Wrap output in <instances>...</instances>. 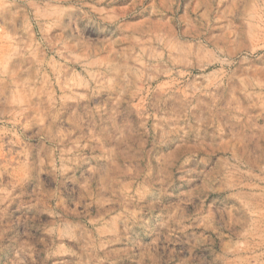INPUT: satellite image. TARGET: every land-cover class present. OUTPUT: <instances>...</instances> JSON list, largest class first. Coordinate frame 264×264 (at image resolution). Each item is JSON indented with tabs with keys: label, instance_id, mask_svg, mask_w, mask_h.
<instances>
[{
	"label": "clouds",
	"instance_id": "obj_1",
	"mask_svg": "<svg viewBox=\"0 0 264 264\" xmlns=\"http://www.w3.org/2000/svg\"><path fill=\"white\" fill-rule=\"evenodd\" d=\"M0 264H264V0H0Z\"/></svg>",
	"mask_w": 264,
	"mask_h": 264
},
{
	"label": "rangeland",
	"instance_id": "obj_2",
	"mask_svg": "<svg viewBox=\"0 0 264 264\" xmlns=\"http://www.w3.org/2000/svg\"><path fill=\"white\" fill-rule=\"evenodd\" d=\"M201 2H203V0H192V7L195 8V5L197 3H201ZM183 12H184V7H183V4H181V9H180L179 15H183ZM190 14L194 17L197 13L192 11V12H190Z\"/></svg>",
	"mask_w": 264,
	"mask_h": 264
}]
</instances>
